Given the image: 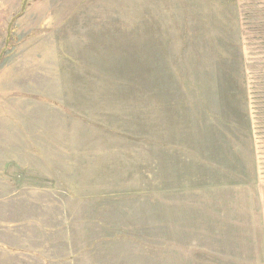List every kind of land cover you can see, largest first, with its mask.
I'll list each match as a JSON object with an SVG mask.
<instances>
[{"label": "rangeland", "instance_id": "rangeland-1", "mask_svg": "<svg viewBox=\"0 0 264 264\" xmlns=\"http://www.w3.org/2000/svg\"><path fill=\"white\" fill-rule=\"evenodd\" d=\"M0 264H264V0H0Z\"/></svg>", "mask_w": 264, "mask_h": 264}, {"label": "crops", "instance_id": "crops-1", "mask_svg": "<svg viewBox=\"0 0 264 264\" xmlns=\"http://www.w3.org/2000/svg\"><path fill=\"white\" fill-rule=\"evenodd\" d=\"M151 176H153V174L151 173Z\"/></svg>", "mask_w": 264, "mask_h": 264}, {"label": "bare ground", "instance_id": "bare-ground-1", "mask_svg": "<svg viewBox=\"0 0 264 264\" xmlns=\"http://www.w3.org/2000/svg\"><path fill=\"white\" fill-rule=\"evenodd\" d=\"M203 31V30H202Z\"/></svg>", "mask_w": 264, "mask_h": 264}]
</instances>
